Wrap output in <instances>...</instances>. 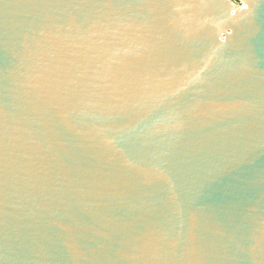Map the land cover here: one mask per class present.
I'll return each instance as SVG.
<instances>
[{
	"label": "water",
	"instance_id": "obj_1",
	"mask_svg": "<svg viewBox=\"0 0 264 264\" xmlns=\"http://www.w3.org/2000/svg\"><path fill=\"white\" fill-rule=\"evenodd\" d=\"M0 264H264V0H0Z\"/></svg>",
	"mask_w": 264,
	"mask_h": 264
}]
</instances>
